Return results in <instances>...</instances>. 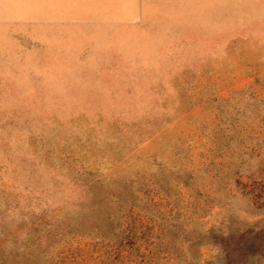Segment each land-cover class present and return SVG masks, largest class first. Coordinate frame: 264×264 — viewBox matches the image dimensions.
Returning a JSON list of instances; mask_svg holds the SVG:
<instances>
[{"label":"rangeland","instance_id":"374dc122","mask_svg":"<svg viewBox=\"0 0 264 264\" xmlns=\"http://www.w3.org/2000/svg\"><path fill=\"white\" fill-rule=\"evenodd\" d=\"M0 244L264 264V0H0Z\"/></svg>","mask_w":264,"mask_h":264},{"label":"trees","instance_id":"16d2710c","mask_svg":"<svg viewBox=\"0 0 264 264\" xmlns=\"http://www.w3.org/2000/svg\"><path fill=\"white\" fill-rule=\"evenodd\" d=\"M228 241H230V239H227V242ZM228 245V244H227ZM0 248H1V244H0ZM228 257H230V251L229 250H227V259H228ZM228 264H229V262H227Z\"/></svg>","mask_w":264,"mask_h":264}]
</instances>
